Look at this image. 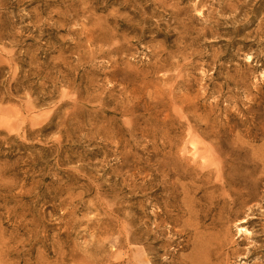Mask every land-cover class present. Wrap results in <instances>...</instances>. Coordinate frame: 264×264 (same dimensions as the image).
I'll list each match as a JSON object with an SVG mask.
<instances>
[{
    "label": "rangeland",
    "instance_id": "obj_1",
    "mask_svg": "<svg viewBox=\"0 0 264 264\" xmlns=\"http://www.w3.org/2000/svg\"><path fill=\"white\" fill-rule=\"evenodd\" d=\"M262 215L264 0H0V264H264Z\"/></svg>",
    "mask_w": 264,
    "mask_h": 264
},
{
    "label": "bare ground",
    "instance_id": "obj_2",
    "mask_svg": "<svg viewBox=\"0 0 264 264\" xmlns=\"http://www.w3.org/2000/svg\"><path fill=\"white\" fill-rule=\"evenodd\" d=\"M192 146L194 148L193 152H194V154H196L197 153L196 144L192 143ZM238 149H237V147H234L233 150L229 149L228 153L238 154L239 153ZM219 155H220V149L218 146H215L208 153V155L201 156V158L202 159H208V160H215L219 157ZM245 167L246 166L242 164V167H241L242 170H245ZM212 173H213V171L210 170V171L205 172L203 175L210 176ZM245 174L246 173L243 172V173L239 174L238 176H235V178L227 177V176L220 177L221 176V174H220L219 177H220V179H222L223 186H227V187L232 186V187H234L235 190L231 191L232 192L231 199H229L227 202L224 203L223 208L220 211L218 219H220L223 210L225 213L229 214V217H231L232 215L230 214V207H231V209H234L235 207L239 208L241 206V203L244 202V200H243L244 196L249 197V195L246 193H248V191L250 190V182L248 181V176H246ZM227 206H230V207H227ZM233 216H234L233 218H235V219L242 217L240 212L239 213L238 212L233 213ZM263 216L264 215H262V217ZM246 219H257V218L248 217Z\"/></svg>",
    "mask_w": 264,
    "mask_h": 264
}]
</instances>
